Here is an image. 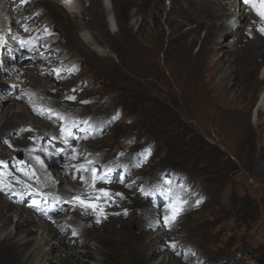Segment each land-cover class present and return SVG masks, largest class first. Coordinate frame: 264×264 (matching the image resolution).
<instances>
[{"label":"bare ground","instance_id":"6f19581e","mask_svg":"<svg viewBox=\"0 0 264 264\" xmlns=\"http://www.w3.org/2000/svg\"><path fill=\"white\" fill-rule=\"evenodd\" d=\"M6 1L0 0V163H4L3 171L0 170V264H179L181 260L185 261V258L179 257H184L185 253L178 250V247L188 243V239L179 237L182 229L173 230L165 226L164 221L151 213L146 205L128 199L127 193L121 200L97 201L106 216L98 215L100 208L93 211L79 204L75 207L73 198H80L79 193H86L81 191V186L96 192L102 188L108 192L121 193V189L101 185L104 179H98L97 182L102 183L93 188L91 172L78 171L77 164L73 167L74 171L66 167L53 177L46 178V159L34 148L40 146V141L54 130L47 123L32 117L18 100L29 102L33 98H40L39 94L52 98L49 91L57 90L58 87L53 88L49 81L62 80L65 75L72 73L70 70L79 66V59L84 61L86 74L82 71L83 78L86 75L88 81L98 80L99 73L92 71L90 64L96 65L102 60L107 62L111 60L110 54H113L125 71L121 72L117 64L109 61L107 67L110 69L104 71L106 75L100 84H105L106 88L115 92L120 87L114 84L123 82L129 121H138L142 125L144 103L150 99L147 89L152 87L143 78L151 75L154 59L162 51L160 20L164 18L165 26L171 33L163 53L183 100L190 99L194 106L202 108L199 103L207 102L210 93L208 83L204 81L205 76L207 82L218 77V89L213 91L214 96L226 102L227 96L232 94L230 100L233 103L222 102L212 111H216L219 121L232 137H246L251 133L247 128L246 110L237 111L235 102L249 101L263 80V71L260 78L255 77L258 62L264 55V34L259 31L264 23L258 20L260 17L247 4L241 8L242 13H238L237 0H169L168 10L163 5L165 0H14L9 4ZM85 1L89 2L87 8L84 6ZM109 5L111 11L117 9L115 20L111 17L106 20L110 12ZM31 6L41 11L38 14L44 15V27L60 31V40L66 48L63 46V49L71 50L79 59L66 63L69 65L60 61L57 65L44 62L35 66L34 71L22 67L21 60L7 65L11 55L16 58L25 49L21 46V41L27 44L25 34L36 28H26L27 21L23 19ZM25 8L28 11L20 13ZM129 8H132L131 11ZM16 14L23 16L18 17ZM28 18V21L32 20L31 15ZM85 18L89 19L88 23ZM191 24L195 27L184 29ZM240 26L246 29L241 36L238 35ZM201 28L205 29V36L198 52L193 55L191 48L197 42ZM250 37H253V42L247 41ZM105 39L116 46L105 48ZM225 40L228 42L222 43ZM47 66H51L53 72ZM41 75L45 78L42 79ZM9 86L21 89L16 101H12L9 96ZM9 102L13 104L2 110L1 104ZM50 104L44 107L61 119L78 121L75 114H63L61 109H56L59 105L55 107ZM254 112V123L258 126L264 117V88L257 98ZM27 127H30L29 131L25 129ZM14 134L18 136L14 137ZM89 136L84 131L73 135L79 149H82V141ZM67 146L75 149L70 144ZM83 151L88 157L94 158L91 149ZM17 155H21V161L16 159ZM32 174L37 179L30 178ZM80 176L85 178L81 186L69 183ZM20 182L43 191L39 193L44 198L41 207L47 213L46 219L51 217L47 222L45 217H39L36 210L18 205L16 195L8 194L6 186L10 188L14 185V188L19 189L20 185L17 187L16 184ZM60 182L63 186L57 192ZM62 209H66L67 214L53 216ZM38 220L39 224L36 222ZM132 225L136 227L135 231L131 230ZM31 227L36 228V231ZM73 231L76 235L72 234ZM55 237L53 245H50ZM45 246H48L47 251L44 250Z\"/></svg>","mask_w":264,"mask_h":264},{"label":"rangeland","instance_id":"374dc122","mask_svg":"<svg viewBox=\"0 0 264 264\" xmlns=\"http://www.w3.org/2000/svg\"><path fill=\"white\" fill-rule=\"evenodd\" d=\"M6 2L13 3L14 0ZM236 3L237 12L242 13L241 8L245 6L243 0H237ZM84 4L86 8L89 6L88 1ZM163 5L168 10L170 1L165 0ZM109 7L110 12L106 20L109 17L115 20L114 14L117 9L111 11V5ZM131 9L128 10L131 11ZM29 10L25 8L20 13L28 11L23 17L27 21L26 28L30 26L36 28L25 34L27 35L24 36L27 41V44L24 42L25 49L20 55H16V58L11 55L12 58L7 65L21 60L22 67L34 71L35 66L44 62L47 65H57L59 61L66 64L79 59L71 50L63 49L65 45L60 40L61 33L58 29L53 30L42 25L44 15L38 14L41 11H38L35 6H31ZM30 15L32 20L28 21ZM16 16L23 15L16 14ZM88 20L85 18L86 23ZM258 20L264 23V20L260 18ZM160 22L162 23V51L154 59L151 75L143 78V81H148L152 87L147 89L150 99L144 103L142 125H139L138 121L134 123L129 121L123 82L114 84L120 87L115 92L106 88L105 84L103 86L100 84L106 75L104 71L109 68L107 67L109 61L111 64H117L121 72L125 71L113 54H110L111 60L107 62L102 60L105 65L102 62L99 64L96 62V65L90 64L91 70L99 73L98 80H86L84 61L79 59L81 61L79 66L70 70L73 74L65 75L62 80L49 81L50 86L58 87L57 90L49 91L53 99L39 94L41 99L33 98L29 102L18 100L28 109L32 117L47 123L54 130L40 141V146L34 148L46 159L45 177L51 178L66 167L74 171L75 164L80 166L85 163L83 161L85 158L92 159L94 163L91 167H95L97 174L108 181H102L104 184L101 185H109L110 188L119 187L122 197L127 193L128 199L138 200L162 220L169 214L167 208L169 197L179 196L185 201L182 213L171 226H168L173 230L182 229L179 237L188 239L187 245L178 247L182 254L185 253L184 257H179L187 260H183L184 262L181 260L179 264H264V117L258 126H255L253 117L257 98L264 88V74L261 76L263 79L261 85L254 91L249 101L235 102L237 111L246 110L247 128L251 133L242 138L232 137L219 121L216 111H212L215 106L223 102L213 94V91L218 89V77L207 82L205 76L204 81L205 84L208 83L210 93L207 102L199 103L202 108L194 106L190 99L184 101L181 97L168 70L170 67L167 68L168 64L163 53L167 48L171 30L165 26L164 18ZM190 27L195 25L185 26L184 29ZM151 28L153 29V26ZM244 31H246L244 26H240L238 35L241 36ZM204 36L205 29L201 28L198 40L191 48V54L195 55L198 52ZM247 41L253 42V37L248 38ZM105 42L108 44H104L109 45L103 44L105 48L110 45L116 46L114 42L112 45L110 40L105 39ZM226 42L228 41L225 40L222 43ZM56 48L62 50L55 52ZM59 51L62 52L59 53ZM170 66L173 67L171 63ZM96 68L99 70H94ZM47 69L53 72L51 66H47ZM100 70L103 72L101 73ZM255 71V77L260 78L261 71L264 72V55L259 60ZM41 76L42 79L45 78ZM8 88L10 98L16 101L21 89L15 86ZM68 97H75V99H68ZM231 97L232 94L227 96L226 102L223 103H233L230 100ZM48 103L55 107L59 105L56 109H61L63 114L64 112L75 114L74 117L78 121L67 122L61 119L59 115L44 107ZM12 104V102L1 104V109L5 110ZM206 107L207 109L204 110ZM27 128L25 129L29 131L30 127ZM81 131L90 136L82 141V149H79L73 135ZM33 138L29 137L30 140ZM73 142L75 146H72ZM69 144L75 149L69 148L67 146ZM83 149H91L94 152L92 156L94 158L88 157ZM16 159L21 161V155H17ZM3 168L4 163L1 162L0 170L3 171ZM35 176L32 174L29 177L37 179ZM164 180H168L169 183L165 185ZM81 181L79 178L69 183L81 186ZM102 182L96 181L93 188ZM16 185L17 187L20 185V188L16 189L14 185L10 188L6 186L8 194L16 195L17 204L31 210H36L30 206L32 201L39 200L41 210L36 212L39 213L40 218L46 219L47 216L43 212L45 209L41 207L44 198L42 194H39L43 191L33 188L31 184L28 186L20 182ZM61 186H63L62 182L57 184V192ZM81 191L86 192L79 193L81 199L93 204L97 203L95 199H90L98 194L96 191H91L84 186H81ZM36 192L40 196H36ZM115 193L118 191L113 194ZM121 199V196L113 195L108 200ZM75 207H78V203H75ZM54 214V217L67 214V210H58ZM36 222L39 224V220ZM32 230L36 231V228ZM131 230L135 231L136 227L132 225ZM54 240L56 237L51 240L50 245H53ZM44 250L47 251L48 246H45ZM161 258L162 256L159 257Z\"/></svg>","mask_w":264,"mask_h":264},{"label":"snow or ice","instance_id":"6c2138e0","mask_svg":"<svg viewBox=\"0 0 264 264\" xmlns=\"http://www.w3.org/2000/svg\"><path fill=\"white\" fill-rule=\"evenodd\" d=\"M243 3L249 5L250 8L254 11V13L258 17H260L261 20H264V0H243ZM259 31L262 34H264V27H261L259 29ZM21 46L22 47L24 46V41H21ZM68 99H75V97H68ZM82 103H87V101H82ZM113 118H115V117H113ZM5 143H7V141H5ZM9 146L11 147V145H9ZM92 164H93V161L86 160L85 163H83L79 166L78 171H82V172L91 171V174H92V185L91 186L92 187L95 186V183L98 179H104V182H108L106 178L100 177L97 174V169L95 167H91ZM109 171H112V170L109 169ZM80 179L84 180L85 178H84V176H80ZM163 183L165 185H167L169 183V181L164 180ZM141 191H144V189H141ZM97 193H98L97 195H95L94 197H92L90 199H95L96 201H100V200L107 201L113 195L121 196V198H123L122 194H120V193L113 194V193H110V192H108L102 188L98 189ZM72 202L78 203L82 208H85V209L86 208H92L93 211H96L97 208H100L98 215H105L106 216V213L103 212V208L100 206L99 203L93 204V203L87 202L84 199H81L79 197H74ZM184 203H185V201L182 200L179 196L169 197V203L167 205L169 214H167L163 217L165 226H171V224L176 221L177 217L183 211ZM39 205H40V201L33 200L30 206L35 208L37 211H40L41 209H40ZM44 214L47 215V213H44ZM97 223H99V219H97ZM61 231H63V229H61ZM72 234L76 235L75 231H73Z\"/></svg>","mask_w":264,"mask_h":264}]
</instances>
